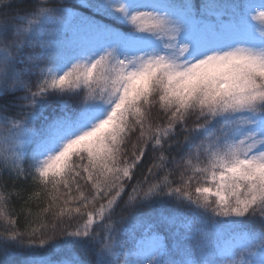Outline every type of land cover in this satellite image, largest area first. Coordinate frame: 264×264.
<instances>
[{
	"label": "snow or ice",
	"instance_id": "obj_1",
	"mask_svg": "<svg viewBox=\"0 0 264 264\" xmlns=\"http://www.w3.org/2000/svg\"><path fill=\"white\" fill-rule=\"evenodd\" d=\"M0 228V264H264V0H0Z\"/></svg>",
	"mask_w": 264,
	"mask_h": 264
},
{
	"label": "trees",
	"instance_id": "obj_2",
	"mask_svg": "<svg viewBox=\"0 0 264 264\" xmlns=\"http://www.w3.org/2000/svg\"><path fill=\"white\" fill-rule=\"evenodd\" d=\"M21 225H22V221H21ZM0 230H2V228H0Z\"/></svg>",
	"mask_w": 264,
	"mask_h": 264
}]
</instances>
